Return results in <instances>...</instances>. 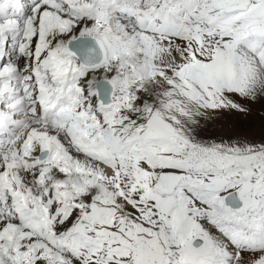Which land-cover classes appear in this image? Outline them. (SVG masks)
Masks as SVG:
<instances>
[{
	"label": "snow or ice",
	"instance_id": "snow-or-ice-1",
	"mask_svg": "<svg viewBox=\"0 0 264 264\" xmlns=\"http://www.w3.org/2000/svg\"><path fill=\"white\" fill-rule=\"evenodd\" d=\"M0 264H264V0H0Z\"/></svg>",
	"mask_w": 264,
	"mask_h": 264
}]
</instances>
